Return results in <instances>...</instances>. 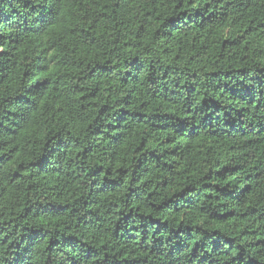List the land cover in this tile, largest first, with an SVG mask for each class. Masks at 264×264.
Wrapping results in <instances>:
<instances>
[{"label": "trees", "instance_id": "obj_1", "mask_svg": "<svg viewBox=\"0 0 264 264\" xmlns=\"http://www.w3.org/2000/svg\"><path fill=\"white\" fill-rule=\"evenodd\" d=\"M0 264H264V0H0Z\"/></svg>", "mask_w": 264, "mask_h": 264}]
</instances>
